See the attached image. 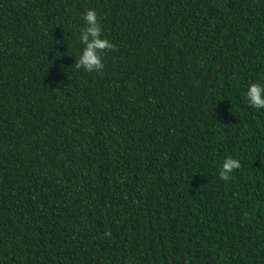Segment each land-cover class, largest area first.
Returning <instances> with one entry per match:
<instances>
[{
	"label": "trees",
	"instance_id": "trees-1",
	"mask_svg": "<svg viewBox=\"0 0 264 264\" xmlns=\"http://www.w3.org/2000/svg\"><path fill=\"white\" fill-rule=\"evenodd\" d=\"M250 82L264 0H0V264H264Z\"/></svg>",
	"mask_w": 264,
	"mask_h": 264
},
{
	"label": "clouds",
	"instance_id": "clouds-1",
	"mask_svg": "<svg viewBox=\"0 0 264 264\" xmlns=\"http://www.w3.org/2000/svg\"><path fill=\"white\" fill-rule=\"evenodd\" d=\"M83 20L86 27L79 37V42L85 47L80 51L75 67L88 71L102 70L104 64L100 52L104 49H111L114 45L107 38H101L102 27L98 22L95 9H87L83 13ZM244 95L249 105L256 109H264V83L250 82ZM240 167L241 161L229 155L220 166L219 176L224 181H228L233 171ZM105 235H110V233L106 232Z\"/></svg>",
	"mask_w": 264,
	"mask_h": 264
}]
</instances>
